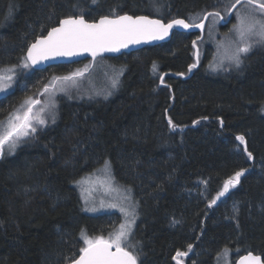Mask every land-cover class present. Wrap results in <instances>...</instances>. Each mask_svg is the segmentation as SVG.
I'll list each match as a JSON object with an SVG mask.
<instances>
[{
    "label": "trees",
    "instance_id": "obj_1",
    "mask_svg": "<svg viewBox=\"0 0 264 264\" xmlns=\"http://www.w3.org/2000/svg\"><path fill=\"white\" fill-rule=\"evenodd\" d=\"M234 2L0 0V71L25 61L30 44L64 17L129 13L196 24L207 13L227 15ZM193 32L107 57L126 67L112 97L63 100L54 125L0 157V264H68L86 246L82 232L113 233L120 214L85 213L75 186L106 161L139 204L129 246L138 264H220L225 255L237 264L249 252L264 258V43L239 68L215 72L210 45ZM95 60L21 73L15 90L0 97V121L52 76ZM244 169L240 183L211 204Z\"/></svg>",
    "mask_w": 264,
    "mask_h": 264
},
{
    "label": "snow or ice",
    "instance_id": "obj_2",
    "mask_svg": "<svg viewBox=\"0 0 264 264\" xmlns=\"http://www.w3.org/2000/svg\"><path fill=\"white\" fill-rule=\"evenodd\" d=\"M94 2V0H93ZM246 3L253 6V11H259L264 14V0H235L231 8H235L236 4ZM209 15L220 16L219 12L209 13ZM238 27L241 38L245 36L258 37L257 43L264 42V23L257 20L255 16L246 15L239 18ZM174 26L189 28L193 25L185 23L184 20H173L171 23L164 24L160 20H151L145 16L133 17L130 15H121L111 18L103 16L98 22L89 23L83 15L69 16L60 21L59 27H53L46 37L37 39L35 43L27 51V57L23 64L24 68L31 65H37L44 60L56 56H72L77 53L90 52L93 57L106 51H119L122 47H127L129 43H139L142 39H162L168 34L169 30ZM203 28V24L194 25ZM195 43V42H193ZM251 44H245L237 47L232 56L233 62L239 66L241 54L250 51ZM30 62V64H29ZM155 68V65L153 66ZM196 64L189 66V71L195 68ZM74 76L83 75L82 72L73 74ZM183 75V73H177ZM65 81L73 79L72 76L62 77ZM13 75H0V92L5 91L11 86ZM163 82V81H161ZM118 81H113L115 86ZM47 87L45 91H47ZM29 105L38 104L39 101L29 99L26 101ZM43 111V109H41ZM44 125L46 120L40 115H33V108L29 106L23 115H14L8 121L7 129L0 134V157L4 155L5 147L11 153L17 147V143L24 137L36 132L33 124ZM54 122V121H53ZM169 124L172 123L169 118ZM198 123V122H197ZM221 123H223L221 121ZM176 126L173 125V128ZM237 139L244 145V151L247 152L249 159H252V153L247 151V143L243 135ZM107 167V163H106ZM247 169L237 171L234 176L229 178L223 186V191L219 192L215 199L211 201L214 204L216 200L224 196L230 189L240 183L241 176ZM87 203V202H86ZM115 207V205H113ZM125 211V209H121ZM133 218L128 221L127 225L121 224L119 232L109 239L104 237L89 238L87 234L81 233L85 247L80 249L82 253L79 258H74L72 264H138L137 255L133 251H129L127 245L128 237L131 235V225L134 224V212L129 213ZM191 245L188 249L191 250ZM187 252H177V257L187 256ZM241 264H261L259 257L249 256L242 261Z\"/></svg>",
    "mask_w": 264,
    "mask_h": 264
},
{
    "label": "rangeland",
    "instance_id": "obj_3",
    "mask_svg": "<svg viewBox=\"0 0 264 264\" xmlns=\"http://www.w3.org/2000/svg\"><path fill=\"white\" fill-rule=\"evenodd\" d=\"M228 12L229 10H227V15L223 16L224 18L222 19L215 15L209 18L205 29L204 41L207 42V45H210V50L208 51V65L209 68L215 72H229L239 68L244 62V57L249 55L259 45L264 43H257L258 37L254 36H245L244 38H241L239 31L237 30L240 24L239 18L241 16L250 14L255 16L257 20L264 23V14L260 13L258 10L253 11V6L242 3L233 13L231 21L223 24L222 20H227L229 14ZM221 24L224 25L222 30L219 29ZM245 44H251L250 51L246 54H241L242 62L239 66H237L233 62L232 56L234 55L237 47H242ZM203 45H206V43H203ZM198 47L199 56L203 57L205 50L200 46ZM24 62L25 61H22L19 66H9L0 71V75H13L11 86L5 91L0 92V97L15 90L21 73L25 75L33 70L31 65L28 68H24ZM77 72H82L83 75L74 76L73 74ZM125 72L126 67L124 65H117L110 61L107 57H99L93 63L91 61H87L81 65L73 67L66 76H62H72L73 79L71 80L65 81L60 79L62 77L52 76L45 86V88L47 87L48 89L47 91H45L44 88L41 93L30 95L21 106L0 121V134H3V132L7 129L9 119L17 114L23 115L29 106L33 108V115H40L41 118L46 120L44 125L36 124L35 121H33V124L37 129L36 132L20 140L17 143L15 150L11 153L8 151L6 146L4 155L15 154L22 144L33 141L40 131L54 125L60 115L63 100L80 101L84 98L109 99L112 97L119 89ZM114 80L118 81L115 86H113ZM22 88L25 90L29 89L25 86V84H22ZM29 99L39 101V103L29 105L26 103ZM41 109H43V111H41ZM75 186L79 191L85 213L90 215H99L116 212L120 214L121 222L119 226L113 233L103 236L105 239L114 237L119 232L121 224L127 225L128 221L133 218L129 215V213L134 212L135 222L131 225V235L128 237L126 242L127 245L130 246L139 221V204L134 196L133 189L122 186L116 181L112 163L110 161H106L102 166L93 172L79 178L75 182ZM113 205H115V207H113ZM122 208L125 209V211H121ZM89 238L96 237L90 236ZM128 250H130V247ZM232 263L236 264V262H234L233 259H230L227 255L222 257L220 260V264Z\"/></svg>",
    "mask_w": 264,
    "mask_h": 264
},
{
    "label": "water",
    "instance_id": "obj_4",
    "mask_svg": "<svg viewBox=\"0 0 264 264\" xmlns=\"http://www.w3.org/2000/svg\"><path fill=\"white\" fill-rule=\"evenodd\" d=\"M241 4H236L234 9L233 8L230 9L227 20H222L223 24H226V23L231 21L234 11ZM121 15H130V16H133V17L145 16V17H147L148 19H151V20H160L164 24H168V23H171L173 20L179 19V20H184L185 23H187L189 25H193V26L189 27V28H183L181 26H174L172 29L169 30L168 34L165 35L162 39H159V38L158 39H142L141 42H139V43H129L127 47H122V48H120L119 51H106V52H102V53L98 54L95 57H93L90 52L81 51V52L77 53L76 55H72V56H56V57H53V58H49L47 60L42 61L41 63H39L37 65H31L30 62H29V64L35 70H43V69H46L48 67L59 65V64H74V63L82 62V61L89 60V59L94 61L98 57H117V56H119V55H121L123 53H130V52H134V51L140 50V49H142L145 46L158 45V44H161V43L168 42L171 39V37H172V35H173V33L175 31H182V30L183 31H196V30H200L201 33H202V36H203L207 20H208V18L210 16L209 13H207L199 23L191 24V23H189L187 20H185L183 18H176V19H173V20H170V21H165V20H163V19H161L159 17H153V16H149V15H132V14H129V13H124V14H120V15H117V16H121ZM68 17H65L63 19H66ZM109 17L115 18L116 16H109ZM84 18L89 23H92V22H98L101 17L98 18L97 20H93V21L88 20L86 17H84ZM63 19H61V21ZM198 24H203L204 27L203 28H199V27H195L194 26V25H198ZM59 26H60V22H59L58 25H56L54 27H59ZM51 29L48 32H50ZM47 33L45 35H43V36L38 37L37 39L46 37ZM36 40L30 44L28 49L31 47V45L33 43L36 42ZM28 49H27V51H28ZM27 51H26V57H27ZM250 255L254 256V257H259L261 264H264L263 256L260 255V254H256L254 252H249V253L241 255L238 258V260H237V264H241V262L245 261V258L249 257ZM77 258H79V256ZM68 264H72V261L70 263H68Z\"/></svg>",
    "mask_w": 264,
    "mask_h": 264
},
{
    "label": "flooded vegetation",
    "instance_id": "obj_5",
    "mask_svg": "<svg viewBox=\"0 0 264 264\" xmlns=\"http://www.w3.org/2000/svg\"><path fill=\"white\" fill-rule=\"evenodd\" d=\"M221 19L222 18H224L222 15H220L219 16ZM190 32V31H189ZM193 33H199V36L197 37V39H199V40H203L204 39V36H205V30H204V34H203V36H202V33H201V31L200 30H196V31H194ZM202 36V37H201ZM194 45H195V43H194ZM195 49H196V51H197V53H198V48L195 46ZM196 55H198V54H196Z\"/></svg>",
    "mask_w": 264,
    "mask_h": 264
},
{
    "label": "bare ground",
    "instance_id": "obj_6",
    "mask_svg": "<svg viewBox=\"0 0 264 264\" xmlns=\"http://www.w3.org/2000/svg\"><path fill=\"white\" fill-rule=\"evenodd\" d=\"M64 18H65V17H64ZM62 19H63V18H62ZM58 24H59V23H58ZM58 24H57V25H58ZM52 28H53V27H52ZM49 30H50V29H49ZM49 30H48V31H49Z\"/></svg>",
    "mask_w": 264,
    "mask_h": 264
}]
</instances>
